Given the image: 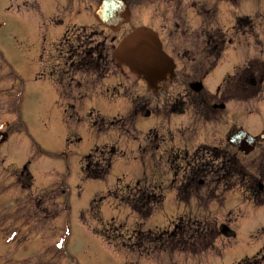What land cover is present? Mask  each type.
Returning a JSON list of instances; mask_svg holds the SVG:
<instances>
[{"label":"rangeland","instance_id":"374dc122","mask_svg":"<svg viewBox=\"0 0 264 264\" xmlns=\"http://www.w3.org/2000/svg\"><path fill=\"white\" fill-rule=\"evenodd\" d=\"M96 1L0 0V53L8 67L1 60L0 63L7 73L15 75V78L11 75L0 83V131H10L8 138L0 144V264H237L250 256L252 261L248 264H264V204L250 202L254 198L264 199V188L257 196L251 190L253 180L261 181L250 170L251 159L257 150L244 156L224 141V135L233 129L243 128L257 136L264 133V101L225 97L224 101L221 99L225 108L216 111L220 119L215 127L195 124V141L185 143L189 151L200 142L221 145L222 151L236 157L245 168V174L216 178L214 182L211 175L218 170L215 163L210 167L212 173L198 176L201 181L197 182L198 188L192 189L186 201L179 203L174 196V186L180 181L181 171L173 172V123L187 127L192 122V115L177 116L173 121V114L167 109L173 99V83L152 96L143 81L112 68L114 76L97 83H82L78 96L64 100L65 112L58 102L53 82L46 76H39L61 67L63 49L74 50L77 39H83L84 46L89 48L113 36L93 19L91 12ZM201 1L205 2L199 4ZM131 3V20L124 26V31L137 24H147L158 31L177 64L179 96L184 90L190 92L188 81L200 79L211 71L210 66L206 67L207 58L203 59L206 47L201 43L208 28L209 31L219 28L228 41V49L205 80L209 88L215 89L227 74L233 73L236 65L243 66L255 58L264 59V33L253 35L232 28L238 15L254 18L256 13L264 14V0H239L234 5L217 0H135ZM202 5L209 8L210 14L200 11L201 17H197L195 11ZM202 21L207 24L204 26ZM202 59L200 65L205 66L202 69L207 71L205 74L195 68ZM47 60L51 61L46 67ZM211 61L212 64L215 60ZM2 71L1 67L0 73ZM14 81L22 84L18 118L11 110L16 92L10 90L7 83ZM107 84L111 86L106 95L102 92L103 85ZM77 91L71 94L75 95ZM84 95L87 96L81 100ZM90 110L104 117L108 130L98 132L90 126L87 120L90 112L91 117L98 119ZM146 110L150 111L151 117H144ZM66 113L71 118L68 123ZM119 116L127 117L123 135L117 130ZM77 119L84 120L79 123ZM21 123L23 131H20ZM37 146L41 152L37 151ZM111 146L117 151L109 174L103 179L85 178L81 158L89 154L90 160L102 165ZM202 150L198 147L197 155ZM192 156L190 154L185 161ZM27 162L33 176V193L58 185L47 190L49 199L42 205L46 206V217L52 215L48 209H52L55 201L63 207L54 220L55 228L52 222L50 226L36 227L30 220L39 221L44 213L31 199L26 200L27 196H24L29 191L22 190L15 181V170ZM178 166L183 167V162L179 161ZM138 181L141 189L150 192L153 189L150 184H154L160 187L157 191L161 195L165 193L162 205L155 206L145 220L137 219L118 200L123 192L134 197ZM62 189L66 192L58 199ZM100 196L106 198L99 212L98 203L94 202L93 216L83 215L92 199ZM151 198L154 201L160 199ZM149 205H156V202L150 201ZM14 208L27 215L25 223L29 236L25 239V229L16 225L21 222L8 223L7 218L15 212ZM180 215L204 216L219 225L226 224L234 235H220L213 249L195 255L160 249L147 238L144 247L151 254L145 256L147 259L136 256L131 245L134 240H127V236L133 234V228L144 232L155 228L149 233L156 236V228L170 229ZM95 216L99 219L95 220ZM93 231L103 234L104 239ZM61 237L65 252H59L63 249Z\"/></svg>","mask_w":264,"mask_h":264},{"label":"trees","instance_id":"16d2710c","mask_svg":"<svg viewBox=\"0 0 264 264\" xmlns=\"http://www.w3.org/2000/svg\"><path fill=\"white\" fill-rule=\"evenodd\" d=\"M238 29L249 28L252 30L251 19L247 16L238 17L235 23ZM222 50V43L219 46L218 53ZM108 70V55L105 49L99 48L84 50L80 45L79 51L73 54V60L68 66L66 72H80L84 75L101 77ZM256 73L259 79L264 78V64H250L246 70L239 72L231 79L227 78L225 82H232L239 80L240 88H247L250 91V96H255L259 91V86L248 87L246 84L248 77ZM110 168V158L105 160V165H92L90 161H87L84 167V173L87 178H101L107 174ZM254 169L261 178L264 179V145L260 147L257 155L254 158ZM244 169H238L233 172L235 175L244 174ZM26 176V181L23 184L24 188H29L31 185V176L26 167L23 168L22 173ZM228 174V172L224 173ZM160 197L154 193H149L145 189H139L134 197L127 195L124 201L135 211L140 218L147 217L152 210V206L149 205L150 201L160 203L162 196L157 201H154L151 197ZM143 231V230H142ZM137 229L134 231L132 240L134 244H131L134 250L139 255L148 256L145 250L144 242L148 238L149 241L158 244L160 249H167L169 251L178 250L181 252H189L193 255L205 251L213 246L216 237L219 235L217 224L214 221H209L206 218L196 219L195 218H180L179 221L174 225L171 230H162L155 234L142 232ZM151 236V237H148ZM245 261V262H244ZM244 264L250 262L244 260Z\"/></svg>","mask_w":264,"mask_h":264},{"label":"water","instance_id":"95a60500","mask_svg":"<svg viewBox=\"0 0 264 264\" xmlns=\"http://www.w3.org/2000/svg\"><path fill=\"white\" fill-rule=\"evenodd\" d=\"M128 7L125 0H100L95 12V18L102 24L116 29V26L128 19ZM113 57L119 63H124L142 76L149 85L171 76L172 64L170 59L160 50V44L156 34L146 27H138L127 35L119 47L113 51ZM252 82L253 79L251 80ZM195 89L199 85L195 84ZM6 138V134H0V141ZM243 153H248L254 147L255 139L242 130H238L228 137ZM223 231L225 228L223 227Z\"/></svg>","mask_w":264,"mask_h":264},{"label":"flooded vegetation","instance_id":"af4514ba","mask_svg":"<svg viewBox=\"0 0 264 264\" xmlns=\"http://www.w3.org/2000/svg\"><path fill=\"white\" fill-rule=\"evenodd\" d=\"M209 109V108H208ZM179 111V102H178V96L176 93L175 88L173 87V115L177 114ZM176 151H174V134H173V154ZM178 154V153H177Z\"/></svg>","mask_w":264,"mask_h":264}]
</instances>
